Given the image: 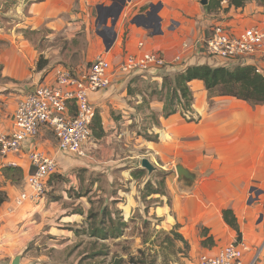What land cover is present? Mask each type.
<instances>
[{"label":"crops","instance_id":"obj_1","mask_svg":"<svg viewBox=\"0 0 264 264\" xmlns=\"http://www.w3.org/2000/svg\"><path fill=\"white\" fill-rule=\"evenodd\" d=\"M104 1L114 3L113 0L99 2ZM76 2L80 6L78 14L73 12ZM86 2L42 0L41 17L40 9L34 6L32 12L38 19H32L39 21L37 28L52 32L44 38L45 42L55 39L59 42V34L65 32L70 37L83 34L82 49L88 45L91 56L101 52L113 65L145 51L157 53L169 62L178 56L185 57L184 63L144 75H119L111 88L91 93L97 112L96 125L84 157L61 153L57 141L54 144L49 138V130H43L37 146L55 157L61 169V173L51 177L43 202L16 206L17 198L26 189L28 176L34 172L28 159L31 146H26L22 154L3 157L0 191L7 193L8 200L0 206V264H13L17 257H21V264H27L30 256L25 251L49 236L75 240L86 234L88 217L96 209L95 201H104L100 213L108 205L110 210L119 208L128 216L138 210L144 224L150 216H155L161 219L159 226L170 231L177 229L189 245L188 258L182 264H199L201 256L232 244L247 248V261L264 264V105L252 106L233 97H211L204 82L196 80L190 88L195 117H200V121L190 122L180 113L164 118L165 103L161 99L166 96L163 94L166 91L162 92L166 75L187 66L212 64L206 57H196L189 47L185 48L186 44L210 35L217 25L236 34L250 28L264 31V0H246L239 8L231 6L230 0H209L207 5L202 0H127L110 35V29L100 25L105 12L93 2L97 10L93 14L95 6L92 8ZM67 16L76 24L67 25ZM107 27H112L111 20ZM93 29L96 37L92 35ZM115 36L107 50L105 40L112 41ZM29 41L19 42L20 52L14 47L23 63L28 56L33 60L31 65L27 64L23 76L12 75L15 81L24 82L22 96L53 80L54 75H47L41 83L49 65L59 59L64 61L60 55L55 62L51 61V48L46 47L41 55L44 68L36 69L35 81H27L29 76L33 77L30 67L35 68L38 63L35 62L38 46ZM252 64L245 59L232 68ZM8 71L15 74L13 69ZM11 112L12 124L14 107ZM10 129L0 126L3 132ZM144 160L151 163L152 172L142 166ZM178 166L196 177L191 187L180 180ZM6 167L23 169V180L6 181L2 174ZM70 190L75 193H69ZM225 210L235 213L241 242L226 224ZM203 230H208L215 243L213 247H203ZM30 249H34V244Z\"/></svg>","mask_w":264,"mask_h":264},{"label":"built area","instance_id":"obj_2","mask_svg":"<svg viewBox=\"0 0 264 264\" xmlns=\"http://www.w3.org/2000/svg\"><path fill=\"white\" fill-rule=\"evenodd\" d=\"M188 47L196 57L202 54L226 68L249 59L256 72L264 75V31L261 28H250L236 34L223 25H217L210 35L193 44H186L185 48ZM184 58L178 56L169 62L157 53L145 51L114 67L109 58L101 54L82 75L75 76L61 67L53 80L26 92L16 103L11 129L0 132V151L4 158L11 154H22L26 146H31L28 159L34 172L28 176L26 189L17 198L16 206L43 202L49 180L58 173L55 159L37 146L43 130L53 132L61 153L86 156V146L93 141L97 113L90 99L91 93L111 88L117 74L144 75L184 63ZM10 165L16 166V163ZM246 251L243 244H232L201 256L199 264H254V261L246 260Z\"/></svg>","mask_w":264,"mask_h":264},{"label":"rangeland","instance_id":"obj_3","mask_svg":"<svg viewBox=\"0 0 264 264\" xmlns=\"http://www.w3.org/2000/svg\"><path fill=\"white\" fill-rule=\"evenodd\" d=\"M99 1L100 0H87L86 2V4H90L92 8L95 6L93 8V14L97 12L96 5H94L93 2L99 4L98 7L102 6L104 8L108 6L111 7L112 5L109 1H104V3ZM40 2H42V0H0V126L4 125L8 127V129H10L12 125L10 120L12 116V107L15 109V105L20 99L19 97H21L25 91L23 90L21 92V87L24 86L22 85L24 82L15 81L12 75L16 77L18 75L23 76L22 72L29 67H27V64L30 63L29 65H31V63H33V60L29 56L26 58L25 63L18 59L19 57H17L16 54L22 49V47L18 45L19 42L30 40L33 45L38 46L36 50L38 60H35V62L38 63L35 68L32 66L30 67V71L32 72V74H30L33 77L31 78V76H29L27 79V81H31V83L35 81L34 74H37L36 69H38L39 64H44L45 62L44 56L41 55L46 47L51 48L49 50V58L51 61L55 62L57 56L60 55L59 58L63 57L64 61H62L64 63L59 59L54 65H49L46 69L47 72L43 73L41 83H43V80L45 81L47 75L51 77L61 67L68 69L75 76H77V74H82L88 71L95 58L101 55V52H98L94 54L95 56H91L92 54L88 53V45L82 49L81 45L85 43L83 34L70 37L68 33L65 32V34H59V42H57L56 39L53 42H45L44 38L49 36L52 32L43 30L42 27L37 28L39 21L32 19V17L34 19H38V16L41 17L42 10L39 6ZM78 2L73 5V12L75 14L80 12ZM36 5L37 9H40L38 16H35L32 12ZM41 7L43 6L41 5ZM101 10L104 11L103 8H101ZM66 19L67 25L69 23L76 24L74 19L69 18V16H67ZM92 35L96 37L94 29ZM14 47H17V50L20 48L19 52L15 51ZM23 51L26 52L25 49H23ZM91 53H93V51ZM13 56L16 57L12 58ZM198 56L201 57L202 54ZM210 61L212 63L210 66L214 67L221 65L215 59H210ZM116 65L113 66L115 67ZM6 68L10 70L13 69L15 74L9 72ZM116 77H119V74H117L115 78ZM158 97L161 98L160 95ZM161 99L166 103V96ZM185 115L187 117L191 116L190 113ZM48 136L55 144V135L51 130ZM53 159H55L58 166V173L56 174L58 175L61 173V169L59 168L58 160L55 157H53ZM0 161H4L1 151ZM64 179L66 178H63V181ZM3 183L5 182L3 181ZM66 189L67 188L64 190L66 191ZM70 192L73 194L75 193V191L72 190H70L69 193ZM77 195L78 194H75L76 197ZM71 204H73V199L71 200ZM93 204H96V209L98 207L99 211L102 205H104V201H95ZM105 208L109 209V205ZM109 212L113 214L114 219H116L115 223L117 226H123V222L127 223V226L121 227L123 230L121 237L102 241L90 236L89 232L82 236L79 235L75 240H73V238L61 240L59 237L49 236L47 240L43 242H34L33 250L30 249L33 246V244H31L28 251H25L30 256L28 259L30 261L27 262V264H115L117 262H122V264H133V259L139 261L142 258L148 259L149 264L153 259L156 261L155 264H182L184 260L188 258L189 247L185 246L183 242L174 237L173 233L176 232L177 229L175 228L176 230L173 229V231H170L165 227H161V225L159 226L161 219L150 216L149 222L144 224V219L142 220L143 215L140 214L138 210L129 216L124 215L122 210L115 207L112 210L109 209ZM106 227L110 228V225L108 224ZM36 243L37 246H35ZM66 243L69 244L66 246Z\"/></svg>","mask_w":264,"mask_h":264},{"label":"trees","instance_id":"obj_4","mask_svg":"<svg viewBox=\"0 0 264 264\" xmlns=\"http://www.w3.org/2000/svg\"><path fill=\"white\" fill-rule=\"evenodd\" d=\"M245 1L246 0H230V5L239 8L244 5ZM43 68L44 64H39L38 69L40 70ZM196 80L204 82L211 97H233L245 101L252 106L264 105V75L258 74L255 67L239 66L235 68H226L220 65L214 67L207 64L194 65L187 66L183 70L165 76L162 87V92L166 91V105L163 112L165 118L181 113V115L190 122L200 121V117H195L193 110V94L190 88V84ZM188 113H190L191 116L187 117L185 115ZM95 121L96 120H94V123L96 125ZM2 174L6 181L13 183L20 182L24 178V172L21 168L6 167L2 169ZM148 186H150V184H148ZM7 200V193L0 191V206ZM223 216L226 224L237 233L238 242H241L242 234L235 213L232 210H225ZM88 220V228H86L84 232H89L90 236L102 241L121 237L123 234L121 227L127 226L126 222H123V226H117L115 223L116 219H114L113 214H111L107 208H104L101 213L93 208ZM108 224L110 228L106 227ZM173 234L177 240L189 247L188 243L179 233L174 232ZM208 234V230H203V247H213L215 244L212 237H209ZM133 261V264H149L148 259L145 258L139 261L133 259ZM155 262V259H153L150 264H155ZM115 264H122V262H117Z\"/></svg>","mask_w":264,"mask_h":264},{"label":"water","instance_id":"obj_5","mask_svg":"<svg viewBox=\"0 0 264 264\" xmlns=\"http://www.w3.org/2000/svg\"><path fill=\"white\" fill-rule=\"evenodd\" d=\"M127 0H113V5L111 7H102L99 6L98 9L101 10V8L104 9V20H100V25H104L105 26V30H109V32H113V28L115 27L117 21L119 20L122 12H123V7ZM209 0H202V4L203 5H207ZM119 2H121L120 4H118ZM111 20L112 23V27L109 28L108 26V21ZM116 36L114 37V39L112 41H107L105 40V44L107 46V50H110V48L112 47L114 40H115ZM142 166L147 169L149 172H152L154 170L153 166L151 165V163L148 160H144L142 163ZM177 172L179 175L180 180L183 179V181L185 183H189L190 187L192 186V184L195 182L196 177L187 169H185L182 166H178L177 167ZM13 264H21V257H17L14 261Z\"/></svg>","mask_w":264,"mask_h":264},{"label":"flooded vegetation","instance_id":"obj_6","mask_svg":"<svg viewBox=\"0 0 264 264\" xmlns=\"http://www.w3.org/2000/svg\"><path fill=\"white\" fill-rule=\"evenodd\" d=\"M109 35H110V32H109Z\"/></svg>","mask_w":264,"mask_h":264}]
</instances>
